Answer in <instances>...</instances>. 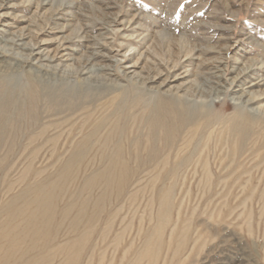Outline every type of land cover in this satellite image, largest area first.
<instances>
[{
  "label": "rangeland",
  "instance_id": "1",
  "mask_svg": "<svg viewBox=\"0 0 264 264\" xmlns=\"http://www.w3.org/2000/svg\"><path fill=\"white\" fill-rule=\"evenodd\" d=\"M0 44L136 79L108 76L121 100L89 147L118 95L6 129L0 264H264V0H0ZM174 107L212 124L181 134ZM234 121L250 128L233 139Z\"/></svg>",
  "mask_w": 264,
  "mask_h": 264
},
{
  "label": "bare ground",
  "instance_id": "2",
  "mask_svg": "<svg viewBox=\"0 0 264 264\" xmlns=\"http://www.w3.org/2000/svg\"><path fill=\"white\" fill-rule=\"evenodd\" d=\"M80 41L84 40L80 39ZM4 46L5 44H0V143L6 129L10 125L13 131H21V121L33 116L30 107L62 110L67 114L69 113L79 118L80 116L83 117L90 114L96 107L103 105L104 101L109 99L108 97L120 95L117 93L118 90L115 89L120 85L109 80L108 76L117 75L122 78L123 81L134 80L136 83L135 78L128 77L130 73L122 68L120 62L114 64L116 67L114 69L116 70L112 69L110 65L90 68L82 66L81 64H77V66H62L59 64L48 66L45 64H38V61H53L51 58H44L45 55H43V52H39L41 47L38 44H34L31 47L28 45L29 48L27 49H29V55L27 57L17 54L11 55ZM121 47L122 45H119L118 48L121 49ZM67 50L70 49L59 47L56 50V55ZM110 51H112V49ZM69 55V53H62L60 58L66 56V61H71L72 58H69ZM97 56L98 54L95 53L91 55V58ZM33 58H36L35 60L38 61L32 63L33 60L31 59ZM7 59L13 60L14 64L7 63ZM20 62L30 66L33 65L35 68L26 72L25 80L20 76L21 74L19 75L18 70L21 66H18V64H20ZM132 67L135 66H129L128 68ZM100 70H102L101 73H99ZM82 75H85L86 78L79 79V76ZM179 77L180 76L177 75L176 78ZM149 80L150 79L147 78L142 83ZM72 82L77 84L71 85ZM179 97L174 96V100H179ZM120 100V96L114 97L113 103L115 105L112 107L111 111L106 113L99 122L95 123L91 131H87V133L81 137L83 142L75 144L77 149H83L92 145L90 141L91 138L99 135V133L103 131L114 110L119 107ZM253 101L254 97L253 99H248L246 103L249 104ZM252 111L254 114H257L255 110ZM166 112L165 109H159L156 112V122L154 124L160 126L162 123L161 119ZM185 112L187 113V117L183 116L185 114L184 111L174 107V127L178 126L181 134L189 133L193 128H206L209 124H212L210 123V117L213 113L206 111H200L197 114H193V112L190 111ZM28 128L29 127H27V129ZM249 128L248 126L242 127V125L236 121L229 124V129L231 130L230 135L233 139L239 132L245 133V130ZM178 138L179 133L174 136V148ZM241 138L243 139L242 135Z\"/></svg>",
  "mask_w": 264,
  "mask_h": 264
}]
</instances>
